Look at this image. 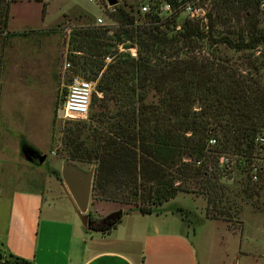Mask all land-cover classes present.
I'll use <instances>...</instances> for the list:
<instances>
[{
	"label": "trees",
	"instance_id": "1",
	"mask_svg": "<svg viewBox=\"0 0 264 264\" xmlns=\"http://www.w3.org/2000/svg\"><path fill=\"white\" fill-rule=\"evenodd\" d=\"M163 1L172 5V12L164 20L152 9L142 19L148 25L137 24L133 14L114 7L110 15L119 27L111 36L98 25L83 26L72 32L69 47L77 52L71 57L76 75L95 81L105 65V57L114 56L115 61L108 64V72L103 71L91 96V109L98 105L100 110L89 113V122H78L64 129L63 158L95 164L91 191L99 200L132 203L134 210L149 214L159 212L162 204L179 192L196 189L206 196V218L230 222L239 208L226 195L225 184L219 181L216 153H241L246 159L253 156L252 138L264 127V91L236 77L230 68L221 66V72L194 57L171 59L174 54L167 52L168 49H175V44L202 32L199 23L191 20L184 21L177 37L167 38L158 32L155 29L158 24L175 22L182 4L191 0L155 3L159 5ZM260 1L217 0V6L230 9L236 4L250 16L252 10L259 11ZM8 9L9 3L5 26ZM45 11L46 3L42 1V16ZM222 41L238 49L256 47L264 42V33L252 31L249 42L228 38ZM127 42L138 46V59L117 48L111 50L113 45L126 46ZM142 52L151 53L157 60L140 61ZM253 68L257 70L256 65ZM133 78L154 87L159 95L156 103L143 104L144 96L138 93V106L133 105L136 88L128 83ZM196 83H202L200 93L189 95L187 87ZM96 92H101L102 98ZM108 93L116 101L124 102L115 113L110 112L105 102ZM195 97L204 102L198 112L189 107ZM211 137L217 139L216 147L207 146ZM21 146L29 145L23 141ZM242 185L245 198H252L259 196L264 180L252 181L246 174ZM119 222L120 219L114 221L108 229ZM9 257L14 261L1 259L0 264H32L20 257Z\"/></svg>",
	"mask_w": 264,
	"mask_h": 264
},
{
	"label": "rangeland",
	"instance_id": "2",
	"mask_svg": "<svg viewBox=\"0 0 264 264\" xmlns=\"http://www.w3.org/2000/svg\"><path fill=\"white\" fill-rule=\"evenodd\" d=\"M42 1L46 3L44 16ZM42 1L0 0V132L2 130L11 132L12 140L17 145H22L25 141L40 154L47 155L40 165L47 176L48 172L52 173L54 167H58L59 170L62 167L64 129L78 122H89V113L100 110L98 105H94L92 109L90 107L86 118H65L57 115L69 80L78 74L73 64L72 70L63 73L64 59L68 58L71 61V57L77 54L69 47L72 32L83 26L96 25V18L102 17L105 25L100 26L111 36L119 27L110 15L114 7H122L133 14L135 23L148 25L142 22L144 17L142 6L148 4L150 10H158L160 4L155 3L157 0H118L115 6H109L106 0ZM193 1H198L204 6L206 20L189 19L187 14L181 11L175 22H169V25L168 22L166 25L156 23L158 28L155 29L161 34H166L167 38L177 37L176 33L183 30L185 20L200 25L201 35L194 36L184 43L179 42L174 45L175 49L167 50L174 54L171 59L187 60L194 57L221 72H223L221 66L230 68V72H234L236 77H242L251 86H260L264 91V42L258 43L256 47L238 49L222 41L228 38L237 42L241 40L249 42L252 31L264 33V15L258 10H252L250 16L246 15L236 4L231 5L230 9L217 6V0L187 2ZM8 3L5 26L4 17ZM170 13L162 11L160 15L157 14L164 20ZM126 44L128 48H124V45H113L111 50L117 48L119 52H128L131 57L138 59V46L129 45L130 42ZM113 57H105V65L95 78L97 83L103 71H107L108 64L115 61ZM163 57L166 56L162 55ZM144 58L149 59V63L157 60L151 53L147 55L142 52L140 61ZM253 65L257 66L256 71ZM128 83L136 88L133 105L138 106V93L144 96L143 104L157 102L159 95L151 84L135 78ZM122 84L126 87L123 82ZM201 84L196 83L195 86L187 87L189 95L200 93ZM107 96L105 102L111 113L124 106L121 100L116 101L109 93ZM202 106L204 102L196 97L189 105L197 112ZM260 132L264 133V127ZM213 133L208 132L209 135ZM252 153L264 157V150L257 146ZM252 157L251 155L245 162L242 159L244 162L242 166L234 164L227 169L218 165V169L216 168L219 181L226 186V195L235 201L239 208V212L230 222L206 218L208 204L206 196L196 189L179 192L159 208V212L164 213L168 220L175 224L188 225L189 240L195 249L199 264H264V186L260 189L259 196L254 195L252 198H245L242 192V181L245 180L246 174H249ZM240 158L245 159L242 155ZM67 160L83 172L95 168V164L85 161ZM51 180L55 182L52 177ZM55 184L59 187L57 183ZM189 187L193 188V185L189 184ZM91 193L87 212L92 218L98 215V212H95L97 207L106 216L123 208L126 211L135 209L132 203L103 201L92 191ZM113 222L110 219L101 222L99 228L104 233ZM240 249L247 254L238 256L237 261L236 255ZM1 259L14 261L8 254L0 255Z\"/></svg>",
	"mask_w": 264,
	"mask_h": 264
},
{
	"label": "crops",
	"instance_id": "3",
	"mask_svg": "<svg viewBox=\"0 0 264 264\" xmlns=\"http://www.w3.org/2000/svg\"><path fill=\"white\" fill-rule=\"evenodd\" d=\"M41 164L24 158L11 132H0L1 253L32 264H199L188 225L125 208L106 216L97 207L92 218L79 212L61 169L46 176ZM109 219L120 222L103 233L99 223Z\"/></svg>",
	"mask_w": 264,
	"mask_h": 264
},
{
	"label": "built area",
	"instance_id": "4",
	"mask_svg": "<svg viewBox=\"0 0 264 264\" xmlns=\"http://www.w3.org/2000/svg\"><path fill=\"white\" fill-rule=\"evenodd\" d=\"M92 1V0H88ZM259 12L264 15V0H261L259 3ZM143 13L149 12V5L142 6ZM164 11L165 13L172 12V5L163 1L156 13ZM182 12H185L189 19H205V10L198 1L185 2L182 4ZM96 25H105V22L102 17L96 18ZM72 70V63L68 58H65L63 61V73L69 72ZM96 81L86 79L80 75H74L68 82L64 100L62 103V108L64 111L65 118H86L90 108L91 96L95 91ZM98 97H102L101 92H96ZM217 139L211 137L208 142V147H216ZM252 144L254 147L264 150V133L258 132L252 138ZM241 154V153H240ZM239 153H219L218 154V165L222 168H229L231 165H241L244 164L246 158H240ZM244 156V155H242ZM255 153L253 154V161H251L249 167V175L252 181L264 180V157H256ZM245 157V156H244ZM255 157V158H254ZM242 159L244 162H242ZM255 160V161H254ZM200 164V161L197 162Z\"/></svg>",
	"mask_w": 264,
	"mask_h": 264
},
{
	"label": "water",
	"instance_id": "5",
	"mask_svg": "<svg viewBox=\"0 0 264 264\" xmlns=\"http://www.w3.org/2000/svg\"><path fill=\"white\" fill-rule=\"evenodd\" d=\"M106 2L109 6H115L118 3V0H106ZM128 47L129 46H124V48ZM57 115L60 117L64 116L62 107L58 109ZM22 153L24 158L30 162L36 161L41 164L46 159L45 154H40L31 146L22 148ZM60 173L61 179L67 187L79 212L86 213L89 205L94 169L83 172L65 159L62 162Z\"/></svg>",
	"mask_w": 264,
	"mask_h": 264
},
{
	"label": "flooded vegetation",
	"instance_id": "6",
	"mask_svg": "<svg viewBox=\"0 0 264 264\" xmlns=\"http://www.w3.org/2000/svg\"><path fill=\"white\" fill-rule=\"evenodd\" d=\"M64 112V111H63Z\"/></svg>",
	"mask_w": 264,
	"mask_h": 264
}]
</instances>
